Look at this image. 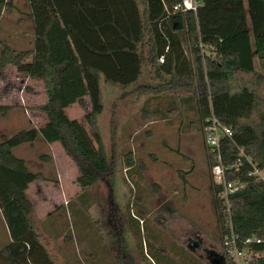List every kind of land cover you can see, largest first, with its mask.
<instances>
[{"label": "trees", "instance_id": "1", "mask_svg": "<svg viewBox=\"0 0 264 264\" xmlns=\"http://www.w3.org/2000/svg\"><path fill=\"white\" fill-rule=\"evenodd\" d=\"M196 1L195 11H173L181 0H28L32 48L15 51L0 40V74L7 67H28L29 79L42 84L45 97L32 110L44 115L46 121L39 128L21 130L0 141V212L6 216L12 236L0 247V264H56L28 221L33 205L25 193L27 183L33 177H43L39 173L33 175L27 161L15 156V147H32L37 138L58 143L78 168L74 183L81 191L109 170L102 142L93 152L79 125L65 111V74L74 70L80 73L89 105L88 121L91 130L98 134V116L104 110L101 78L128 87L140 79L146 65L157 77L168 75L193 88L192 95L187 96L194 101L198 117L193 130L198 128L203 134L212 114L231 128V137L221 141L223 162L228 168L226 179L245 186L230 195L229 213L218 196L221 186L212 179L215 157L205 144L218 233L221 243L235 237L238 248L251 257L243 264H264V184L248 175L251 165L247 162L249 158L264 169V114H260L257 126L244 121L259 111L262 99L248 87L235 92L223 87L235 70L252 73L257 65L264 72V0ZM6 7L11 11L14 4L0 0V17ZM184 98L178 97L177 109L180 101H188ZM85 101L78 100L83 107ZM8 109L0 107V115ZM143 111L151 116L155 110ZM40 159L51 158L43 153ZM238 162V168H229ZM124 163L126 171L134 167L130 151L125 154ZM10 199L16 206L11 214ZM142 217L139 214L138 218ZM138 218L128 216V222L142 257L143 240L153 262L165 264L161 259L166 254L148 240H157V233L147 225L141 234ZM251 237L260 241L246 242ZM150 246L155 247L152 252ZM227 250L226 247L228 253Z\"/></svg>", "mask_w": 264, "mask_h": 264}, {"label": "rangeland", "instance_id": "2", "mask_svg": "<svg viewBox=\"0 0 264 264\" xmlns=\"http://www.w3.org/2000/svg\"><path fill=\"white\" fill-rule=\"evenodd\" d=\"M11 2L12 10L6 7L0 17V40L15 51L32 48L28 0ZM100 86L104 110L98 116V134L88 121L80 73H66L62 87L70 119L79 125L91 150L95 152L102 142L107 156L109 170L94 185L80 190L74 183L78 168L58 143L37 138L32 147L24 144L13 149L15 156L27 159L33 175L43 177L27 183L25 193L33 205L28 221L55 263L157 264L143 240L142 257L129 230L128 216L142 214L141 234L147 225L157 233L158 241L148 240L166 254L161 259L165 264H214L215 257L217 264H235L218 233L203 134L192 128L198 122L194 101L187 97L193 88L168 75L157 77L148 65L131 86L110 84L103 78ZM223 87L231 92L248 87L262 99L259 111L244 120L257 126L264 114V72L257 65L252 73L235 70ZM179 96L188 101H180L177 109ZM80 98L86 100L84 107ZM44 101L42 84L29 79L27 66L7 67L0 74V107H9L0 115V141L41 127L43 115L32 108ZM145 108L155 111L147 116ZM129 151L135 165L126 171L124 156ZM43 153L51 159L41 160ZM12 201V209H6L10 214L16 210ZM22 221L28 224L23 217ZM11 237L6 216L0 212V247ZM244 259H251L245 251Z\"/></svg>", "mask_w": 264, "mask_h": 264}, {"label": "built area", "instance_id": "3", "mask_svg": "<svg viewBox=\"0 0 264 264\" xmlns=\"http://www.w3.org/2000/svg\"><path fill=\"white\" fill-rule=\"evenodd\" d=\"M197 1L196 0H181V2L175 4L173 6V11L183 10V9H191L196 10ZM162 62V58H160ZM232 131L231 128L222 124L213 114L208 118L207 124L204 127V143L209 148L210 152L215 157V165L212 168V179L216 185L221 186V191L218 196L221 199L222 205L225 207L227 212L230 211V201L229 197L231 194L238 192L242 189L245 184L240 181H228L226 179V170L228 169L223 162V156L221 151V141L225 137H231ZM240 155H243V151L240 149ZM248 164L251 165L250 171L248 173L249 176L253 177L257 182H262L264 184V169L259 168L257 164L252 163V161L247 158ZM239 162L233 164L229 168H238ZM235 237L232 236L230 241H226L225 245L230 247L231 253L234 257L235 264H243L244 260H241L243 256V251L238 248L235 242ZM260 240L251 237L247 238L246 242ZM250 260V259H248Z\"/></svg>", "mask_w": 264, "mask_h": 264}, {"label": "crops", "instance_id": "4", "mask_svg": "<svg viewBox=\"0 0 264 264\" xmlns=\"http://www.w3.org/2000/svg\"><path fill=\"white\" fill-rule=\"evenodd\" d=\"M87 104H88V101H87ZM87 109H88V111H89V105H87ZM67 113V112H66ZM69 116V115H68ZM43 118H44V123H45V121H46V119H45V116L43 115ZM46 143V142H45ZM60 146V145H59ZM60 149H61V147H60ZM61 151H62V149H61ZM62 153H63V151H62ZM25 160V159H24ZM25 161H27V159L25 160Z\"/></svg>", "mask_w": 264, "mask_h": 264}, {"label": "flooded vegetation", "instance_id": "5", "mask_svg": "<svg viewBox=\"0 0 264 264\" xmlns=\"http://www.w3.org/2000/svg\"><path fill=\"white\" fill-rule=\"evenodd\" d=\"M212 262L214 263V264H217V258L215 257V258H212Z\"/></svg>", "mask_w": 264, "mask_h": 264}]
</instances>
